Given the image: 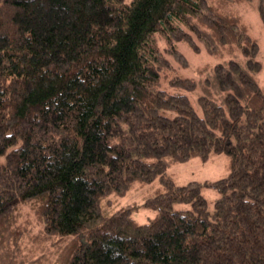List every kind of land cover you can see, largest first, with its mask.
Listing matches in <instances>:
<instances>
[{"label": "trees", "instance_id": "obj_1", "mask_svg": "<svg viewBox=\"0 0 264 264\" xmlns=\"http://www.w3.org/2000/svg\"><path fill=\"white\" fill-rule=\"evenodd\" d=\"M244 5L264 28V0H0V264H264V78ZM194 39L215 60L191 77L177 42ZM219 154L215 179L167 172ZM135 184L148 222L106 199Z\"/></svg>", "mask_w": 264, "mask_h": 264}, {"label": "rangeland", "instance_id": "obj_2", "mask_svg": "<svg viewBox=\"0 0 264 264\" xmlns=\"http://www.w3.org/2000/svg\"><path fill=\"white\" fill-rule=\"evenodd\" d=\"M253 4V2H252ZM243 19L248 23V29L250 34L256 38L259 45V52L257 57L261 60L262 69L260 73L261 81L264 78V28L261 24L260 18L253 5H244L241 9ZM194 45L190 46L187 42L178 41L177 47L183 52L187 65L185 67H179L180 73L185 76L196 77L197 66L202 65L205 62H213L215 58L209 54V52L202 46L198 39H194ZM163 44H160L162 47ZM196 48V49H195ZM226 159L222 154L211 157L207 160H201L198 157H192L189 160L182 163H175L167 168V172L171 174L172 179L176 183H185L189 180H196L199 182L215 179L224 173H226ZM130 187L123 195L116 196L115 194H109L106 199L113 202V208L121 206H131L130 215L138 222H148L155 214L153 208L143 204V197L145 195V188L143 186ZM202 194L208 199L211 206L213 199L216 196V191L209 186H202ZM175 207H181L182 204H175ZM77 238L73 239V242ZM67 251L49 252L48 262L46 264H56V260L66 257ZM51 257V259H50ZM40 264V263H39Z\"/></svg>", "mask_w": 264, "mask_h": 264}]
</instances>
